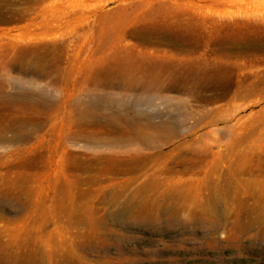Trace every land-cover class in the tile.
<instances>
[{
    "label": "rangeland",
    "instance_id": "1",
    "mask_svg": "<svg viewBox=\"0 0 264 264\" xmlns=\"http://www.w3.org/2000/svg\"><path fill=\"white\" fill-rule=\"evenodd\" d=\"M0 264H264V0H0Z\"/></svg>",
    "mask_w": 264,
    "mask_h": 264
},
{
    "label": "bare ground",
    "instance_id": "2",
    "mask_svg": "<svg viewBox=\"0 0 264 264\" xmlns=\"http://www.w3.org/2000/svg\"><path fill=\"white\" fill-rule=\"evenodd\" d=\"M144 205H145V203H144V201H141V203H139V205L138 206H140L141 207V209L143 210L144 209ZM131 207H133L132 205H131ZM131 207H129V209H131ZM26 255V254H25ZM14 255H12V257H13ZM28 258V257H27ZM17 262H18V260H19V257H16V258H14ZM22 259V258H21ZM23 262V261H22ZM3 263V262H2Z\"/></svg>",
    "mask_w": 264,
    "mask_h": 264
}]
</instances>
